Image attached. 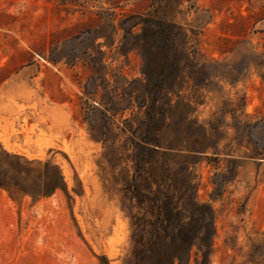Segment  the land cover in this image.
<instances>
[{"label": "rangeland", "instance_id": "374dc122", "mask_svg": "<svg viewBox=\"0 0 264 264\" xmlns=\"http://www.w3.org/2000/svg\"><path fill=\"white\" fill-rule=\"evenodd\" d=\"M164 2L0 0V147L66 185L0 187V264H135L159 211L195 203L209 264H264V0H182L160 47L124 24Z\"/></svg>", "mask_w": 264, "mask_h": 264}, {"label": "trees", "instance_id": "16d2710c", "mask_svg": "<svg viewBox=\"0 0 264 264\" xmlns=\"http://www.w3.org/2000/svg\"><path fill=\"white\" fill-rule=\"evenodd\" d=\"M182 0H165L161 5L148 11L145 17L128 15L124 24L136 17L147 23L146 31L153 46L160 47L161 39H171L174 23L171 21L174 10ZM161 2V1H160ZM153 4V3H152ZM138 22L132 24L134 26ZM125 33L132 35L131 27H125ZM125 39H127L125 37ZM232 42L231 38H219ZM128 41L126 40V43ZM167 56L163 65H168ZM229 81L227 77H221ZM236 81V80H234ZM234 81H231L234 83ZM217 153V152H215ZM0 187L9 192L29 194L34 200L48 196L57 189L66 190L59 167L50 161L27 159L10 153L0 147ZM160 227L150 232L149 243L136 251L135 264H189L190 251L196 247L195 264H209L212 251V239L215 235L214 212L210 204L195 203L189 211L185 225L180 224V211H174L169 204L159 211ZM182 221V220H181ZM103 264L107 263L104 256Z\"/></svg>", "mask_w": 264, "mask_h": 264}]
</instances>
